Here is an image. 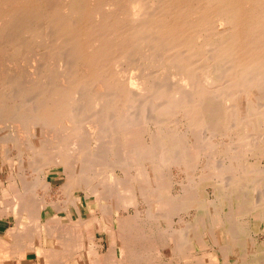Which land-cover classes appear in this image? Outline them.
<instances>
[{"label":"bare ground","instance_id":"1","mask_svg":"<svg viewBox=\"0 0 264 264\" xmlns=\"http://www.w3.org/2000/svg\"><path fill=\"white\" fill-rule=\"evenodd\" d=\"M263 159L264 0H0V264H264Z\"/></svg>","mask_w":264,"mask_h":264},{"label":"rangeland","instance_id":"2","mask_svg":"<svg viewBox=\"0 0 264 264\" xmlns=\"http://www.w3.org/2000/svg\"><path fill=\"white\" fill-rule=\"evenodd\" d=\"M262 164H264V159L262 160ZM6 169H3V170H1V172H0V174L1 175H5V173H6ZM58 172L57 171H52L51 173H50V178H51V181H53L52 183H53V185H55V187L57 186H59L62 182H63V177L62 176H60V174H59V176H58V174H57ZM54 176V177H53ZM2 177H5V176H0V179H2ZM55 178V179H54ZM55 181V182H54ZM174 186H176V185H174ZM207 188V189H206ZM204 190L206 191V192H208V194L209 193H211V189H210V187H206ZM209 188V189H208ZM207 190H209V191H207ZM206 192H203V194L204 193H206ZM75 195L76 196H79V197H81L82 196V193L81 192H79V191H77L76 193H75ZM52 197H54L55 198V195L54 194H52L51 195ZM36 198H42L41 197V193L40 194H38V196L36 197ZM93 201V199L92 198H90V199H88V200H84L83 199V203H82V211L83 212H85L84 211V206H85V203H91ZM191 212V211H190ZM45 215L46 216H44L43 218L45 219L46 217H48V213H45ZM73 216L75 217L76 216V214H75V212H74V210H73ZM76 219V218H75ZM13 225H14V221H13V219L11 218V215L10 214H8V215H2L1 216V218H0V231H6V230H9L10 228H12L13 227ZM87 225H88V228L91 230L92 228H93V226H92V222L91 221H88V223H87ZM260 225V224H259ZM258 227H259V229H258ZM258 230H257V229ZM261 226H253V233L255 234H252L251 232H250V237H248V240H252L253 241V239H254V241H257V242H260V244H261V248L262 249H264V233L261 231ZM95 231H98V230H95ZM258 233V234H257ZM261 234V235H260ZM257 237V238H256ZM262 238V239H261ZM207 241H208V243H210V238L208 239L207 238ZM95 242H97V243H99L100 245H102V250H101V254L102 253H104L105 251H106V242H105V239H103V235H102V233L100 232H98L97 233V236H96V239H95ZM208 245V244H207ZM257 245H259V244H257ZM32 252V251H31ZM31 252H29L28 253V256H27V258L28 259H25V260H22V264H25V263H27L28 262V260H32V259H35L34 258V254H31ZM33 253V252H32ZM211 263V262H210ZM240 264V263H239ZM243 264V263H242Z\"/></svg>","mask_w":264,"mask_h":264},{"label":"crops","instance_id":"3","mask_svg":"<svg viewBox=\"0 0 264 264\" xmlns=\"http://www.w3.org/2000/svg\"><path fill=\"white\" fill-rule=\"evenodd\" d=\"M29 252H31V251L30 250L27 251V256H28ZM31 254H34V253L31 252ZM27 256L25 257V259H28ZM25 264H36V259L28 260V262Z\"/></svg>","mask_w":264,"mask_h":264}]
</instances>
